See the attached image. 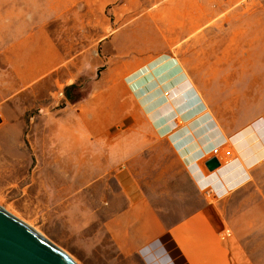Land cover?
<instances>
[{
	"label": "rangeland",
	"instance_id": "1",
	"mask_svg": "<svg viewBox=\"0 0 264 264\" xmlns=\"http://www.w3.org/2000/svg\"><path fill=\"white\" fill-rule=\"evenodd\" d=\"M180 2L0 0V115L22 116L27 133L32 127L38 132L35 161L39 164L22 180L0 186V206L77 264L148 263L141 251L122 241L124 230L115 214L124 206L115 198L121 191L118 171L100 169L101 156L92 148L84 157L86 166L95 169L79 170V164L63 169L64 121L69 118L65 110L87 97L104 70L98 62L99 44L105 37L118 29L142 30L144 19L163 20L173 14L171 5ZM189 2L197 8L200 24V73L194 77L216 102L227 99L243 125L260 120L264 126V0ZM68 88L73 101L67 96ZM51 149L54 181H48L46 169ZM179 175L166 187L156 188L157 195L162 192L156 205L163 221L175 226L194 212L214 208L220 229L209 234L218 236L225 249L217 247L213 252L216 256L226 252L214 258L215 264L224 259H228L225 264H264V170L256 184L225 205L218 196L202 202L201 196L186 194L188 189L182 187L187 188V181ZM199 231L206 233L203 227ZM204 236L200 241L209 239ZM205 244L204 248L212 246L210 239ZM171 248L166 251L176 264H188L183 256L187 248Z\"/></svg>",
	"mask_w": 264,
	"mask_h": 264
},
{
	"label": "crops",
	"instance_id": "2",
	"mask_svg": "<svg viewBox=\"0 0 264 264\" xmlns=\"http://www.w3.org/2000/svg\"><path fill=\"white\" fill-rule=\"evenodd\" d=\"M189 1L171 5L173 14L163 20L144 19L142 30L118 29L105 37L98 62L104 70L87 97L65 110L63 169L76 164L79 170L95 169L86 166L84 157L92 148L101 156L100 169L118 171L121 191L114 197L124 205L115 213L124 230L122 241L141 251L148 264H176L167 246L187 248L188 264H215L214 258L226 253L213 252L225 249L218 236H210L220 229L214 208L168 226L156 205L162 196L156 188L182 173L186 194L201 196L202 202L218 196L225 205L256 184L264 170L262 122L243 125L227 99L216 102L194 77L200 73V24ZM27 132L22 116L0 115V186L38 167V132L33 127ZM47 154L48 181H54V150ZM215 158L220 167L210 171L207 163ZM205 234L212 242L209 248H204L209 239H199Z\"/></svg>",
	"mask_w": 264,
	"mask_h": 264
},
{
	"label": "water",
	"instance_id": "3",
	"mask_svg": "<svg viewBox=\"0 0 264 264\" xmlns=\"http://www.w3.org/2000/svg\"><path fill=\"white\" fill-rule=\"evenodd\" d=\"M210 171L220 167L215 158ZM0 264H77L66 252L0 206Z\"/></svg>",
	"mask_w": 264,
	"mask_h": 264
},
{
	"label": "trees",
	"instance_id": "4",
	"mask_svg": "<svg viewBox=\"0 0 264 264\" xmlns=\"http://www.w3.org/2000/svg\"><path fill=\"white\" fill-rule=\"evenodd\" d=\"M74 87H75V86H72V87H70V88H74ZM70 88H68V90H67V94H68L67 96H68V98L70 97V100H71V101H73V99L71 98L70 92H69V91H70Z\"/></svg>",
	"mask_w": 264,
	"mask_h": 264
},
{
	"label": "bare ground",
	"instance_id": "5",
	"mask_svg": "<svg viewBox=\"0 0 264 264\" xmlns=\"http://www.w3.org/2000/svg\"><path fill=\"white\" fill-rule=\"evenodd\" d=\"M11 214V213H10ZM14 216V215H13ZM51 242V241H50Z\"/></svg>",
	"mask_w": 264,
	"mask_h": 264
}]
</instances>
